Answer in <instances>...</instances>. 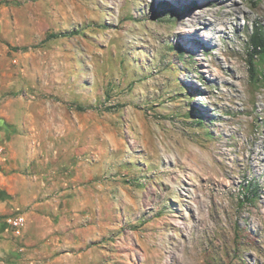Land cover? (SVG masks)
<instances>
[{"label":"rangeland","instance_id":"374dc122","mask_svg":"<svg viewBox=\"0 0 264 264\" xmlns=\"http://www.w3.org/2000/svg\"><path fill=\"white\" fill-rule=\"evenodd\" d=\"M235 1L226 17L228 0H0V163L47 188L57 254L264 264V62L254 82L247 40L264 0Z\"/></svg>","mask_w":264,"mask_h":264},{"label":"crops","instance_id":"0c3cea01","mask_svg":"<svg viewBox=\"0 0 264 264\" xmlns=\"http://www.w3.org/2000/svg\"><path fill=\"white\" fill-rule=\"evenodd\" d=\"M7 165L0 163V264H74L72 256L57 254L59 238L48 224L50 215L42 201L47 188L20 174L23 165ZM10 214L26 218L19 236L5 221Z\"/></svg>","mask_w":264,"mask_h":264},{"label":"bare ground","instance_id":"6f19581e","mask_svg":"<svg viewBox=\"0 0 264 264\" xmlns=\"http://www.w3.org/2000/svg\"><path fill=\"white\" fill-rule=\"evenodd\" d=\"M210 1L207 2V4L203 5V7L209 5ZM223 3V0H221V4ZM220 4V5H221ZM219 5V6H220ZM227 6L229 7V9L224 13V15L226 17L232 16L235 14L236 11H240L241 7L236 3L235 0H228L227 2ZM194 13H192L189 16V22L185 23L183 25V32L186 35H191L194 36L197 32L195 31V29H197V26L193 25V19H194ZM201 18L203 21H201L198 25V27H202L203 29H212V31H214V33H216L219 29H221L222 27H216L215 24L217 22V20H222V17L220 16V11L219 10H215V11H208L205 10L202 15ZM222 25H224V23H222ZM207 40L209 39L208 34H207ZM201 40L200 36H196L195 39L193 40V42H197ZM204 40V39H202ZM261 150H264V146H260ZM261 153V152H259ZM264 153V152H263Z\"/></svg>","mask_w":264,"mask_h":264},{"label":"trees","instance_id":"16d2710c","mask_svg":"<svg viewBox=\"0 0 264 264\" xmlns=\"http://www.w3.org/2000/svg\"><path fill=\"white\" fill-rule=\"evenodd\" d=\"M169 4V2H167ZM51 37H56L57 34H50ZM248 51H249V58L248 63L251 71V77L255 81L259 80L258 72L254 69L253 61L255 58H260L262 62H264V30L262 26L256 25L253 26L249 36H248ZM260 77H263L260 74ZM82 106H79V109H82ZM248 191L252 192L253 188L248 186L246 188Z\"/></svg>","mask_w":264,"mask_h":264},{"label":"built area","instance_id":"2783aa9c","mask_svg":"<svg viewBox=\"0 0 264 264\" xmlns=\"http://www.w3.org/2000/svg\"><path fill=\"white\" fill-rule=\"evenodd\" d=\"M7 220L14 234L17 236L21 235L22 230L26 224L25 216L23 214H16L12 217H9Z\"/></svg>","mask_w":264,"mask_h":264}]
</instances>
